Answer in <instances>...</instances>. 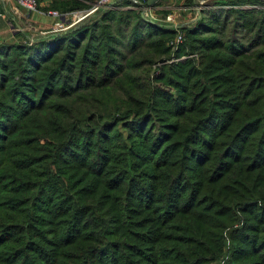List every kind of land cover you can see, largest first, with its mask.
<instances>
[{
    "label": "trees",
    "instance_id": "1",
    "mask_svg": "<svg viewBox=\"0 0 264 264\" xmlns=\"http://www.w3.org/2000/svg\"><path fill=\"white\" fill-rule=\"evenodd\" d=\"M221 3L176 63L129 0L0 41V264H264V0Z\"/></svg>",
    "mask_w": 264,
    "mask_h": 264
},
{
    "label": "rangeland",
    "instance_id": "2",
    "mask_svg": "<svg viewBox=\"0 0 264 264\" xmlns=\"http://www.w3.org/2000/svg\"><path fill=\"white\" fill-rule=\"evenodd\" d=\"M129 1L132 3V5L129 7H132L135 9L139 7L137 3L135 4V2H133L132 0H129ZM227 1L228 0H182V1L181 0H157L154 6L155 8L151 7L150 9L149 8L145 9L144 7H142V5H140L141 6L140 8H142V14L144 15V17H151V19L158 20L162 23L163 22L168 23V24L172 23L171 25L175 28V30L176 31L178 30L176 35H174V37L172 38V40L168 42V45L171 48L170 56L168 58L166 57L161 58L160 60L162 61H159L157 64L176 63V62L183 61L186 59L187 57L186 55H180V56L174 55V51L176 50L178 46V43L176 42V37L178 34H180L182 38V32L179 30L180 27H177V28L175 27L179 25L178 23L180 22V20L184 21L183 26L189 27L191 25H194L196 21H198V19L201 18V16L208 17L209 12L212 13V12L217 11L218 9L224 10L223 8H220V5L222 4L221 2L226 3ZM98 3L97 2L95 3V6L92 9H90L88 14L82 20H84L87 16L95 12V10L99 7ZM243 7H256L257 8L258 6L248 4V5H244ZM49 10H52V8H49ZM49 10H47L46 13H48ZM62 14L66 16V20L64 19L65 26H67L68 23L72 21H78L77 23L82 21V20H78L80 17H73V15L71 16V14L69 13H62ZM8 22H9L8 26L12 34L19 32V31H23L15 24H12L10 22L9 17H8ZM174 22L176 24H174ZM34 33L35 32H33L32 34ZM15 39L16 37L12 35L11 39L8 41H14ZM23 42H26V40ZM188 56L196 58V54H190ZM153 67L155 66H152V69Z\"/></svg>",
    "mask_w": 264,
    "mask_h": 264
},
{
    "label": "crops",
    "instance_id": "3",
    "mask_svg": "<svg viewBox=\"0 0 264 264\" xmlns=\"http://www.w3.org/2000/svg\"><path fill=\"white\" fill-rule=\"evenodd\" d=\"M38 1L40 7L39 12L28 14L25 10L18 8L14 0H1L2 8L6 16L0 17V41H8L11 39L13 35L8 26L9 24L8 17H13L15 19L14 24L18 26L21 30L29 32L32 39L36 37L38 34H45L55 27L57 19L51 16L50 14L46 13V11L47 8L52 7V5L59 0H38ZM81 1L88 4H92V7L89 9H82L71 12L69 13L71 14V16L73 15V17H81L87 14L90 11V9H92L95 6V3L96 2L98 3L100 0H81ZM183 22L184 21L180 20V22L178 23L179 25L175 27L176 28L181 26L183 27ZM174 24L176 23L174 22ZM33 32L35 33L32 34Z\"/></svg>",
    "mask_w": 264,
    "mask_h": 264
},
{
    "label": "built area",
    "instance_id": "4",
    "mask_svg": "<svg viewBox=\"0 0 264 264\" xmlns=\"http://www.w3.org/2000/svg\"><path fill=\"white\" fill-rule=\"evenodd\" d=\"M14 1L17 4L18 8L25 10L28 14L36 13V12H39V10H40L38 0H14ZM113 1H115V0H100L99 6L111 4ZM132 1L135 2V4L137 3V5L140 6L144 3H146L148 0H132ZM48 14H50L51 16H53L57 19L55 27L50 31L65 30V29L73 26L74 24H76L78 22V21H72V22L68 23L67 26H65L66 16L64 14H62L60 11H58L56 9H52V10L48 11ZM87 14L83 15L78 20H82ZM5 16H6L5 12L3 11V8H2V2L0 0V17H5ZM181 41H182L181 35L178 34L176 37V42L180 43Z\"/></svg>",
    "mask_w": 264,
    "mask_h": 264
},
{
    "label": "water",
    "instance_id": "5",
    "mask_svg": "<svg viewBox=\"0 0 264 264\" xmlns=\"http://www.w3.org/2000/svg\"><path fill=\"white\" fill-rule=\"evenodd\" d=\"M120 1V0H117ZM117 1H113L110 5L115 4ZM157 0H148L146 3L142 4V7L146 8H151L156 4Z\"/></svg>",
    "mask_w": 264,
    "mask_h": 264
}]
</instances>
